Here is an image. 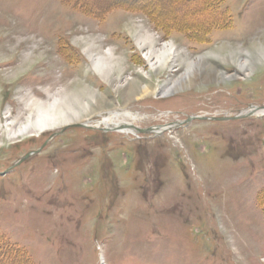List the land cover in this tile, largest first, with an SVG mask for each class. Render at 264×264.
<instances>
[{
    "label": "rangeland",
    "instance_id": "1",
    "mask_svg": "<svg viewBox=\"0 0 264 264\" xmlns=\"http://www.w3.org/2000/svg\"><path fill=\"white\" fill-rule=\"evenodd\" d=\"M203 1H162L160 17L202 34L217 19ZM85 2L100 13L0 0V253L31 264H264V115L194 120L153 141L79 127L8 137L37 101L73 103L84 118L76 124L115 111L143 128L264 106V0H221L226 20L207 36ZM169 43L170 62L152 66L145 54ZM199 58L216 73L166 95ZM143 88L157 95L134 97ZM128 112L135 120L121 118Z\"/></svg>",
    "mask_w": 264,
    "mask_h": 264
},
{
    "label": "bare ground",
    "instance_id": "2",
    "mask_svg": "<svg viewBox=\"0 0 264 264\" xmlns=\"http://www.w3.org/2000/svg\"><path fill=\"white\" fill-rule=\"evenodd\" d=\"M148 39L151 40L153 38L149 37ZM152 50L145 54L146 58L152 63V66H155L157 64L167 66V64L172 59L171 57H173L175 54V51L173 50V46L170 43L164 46L162 53H160L159 55H156V53ZM154 55H156L155 58H153ZM204 61L205 60L203 58H199L197 61L191 62V64L188 65L189 69L186 70V73L183 76H181V79L175 80L173 82L174 86L172 85L171 87L165 88L164 93L166 95H170L173 92H176L178 89L183 88L184 86L191 85L194 79L197 80L199 78L198 76H196V73L199 72L206 74L216 73L211 66L204 65ZM94 64L96 65L97 71L102 76L106 77L108 75L107 71L109 67L105 66L102 60L96 59ZM239 69L241 72L244 73L247 69V64L240 62ZM132 89L133 87L130 88V90L134 91ZM132 94L134 93L132 92ZM151 94H156V93L147 92L145 88H143V90L140 91V93L134 94V97H137L138 95L140 97H144L146 95H151ZM40 102L41 101H37L38 104L36 106V112L33 116H30L25 122H21L16 128L11 129L10 127H8V137L10 139H18L30 135L32 133H36L37 135H40L41 133L47 130H56L65 126L68 127L69 125L76 124L84 120V118L81 116L78 109L75 108L73 103H65V102L62 103L57 100H54L50 102L47 107H44L43 106L44 103H40ZM81 107L88 111L91 109L89 105L87 107L82 105ZM127 114L128 113H125L124 115L127 116ZM119 116L120 114H118L117 112L111 111L108 117L103 118L101 121H99L98 126L101 124L108 126V125H115L121 123L122 121L119 120ZM86 126L89 125L87 124Z\"/></svg>",
    "mask_w": 264,
    "mask_h": 264
},
{
    "label": "trees",
    "instance_id": "3",
    "mask_svg": "<svg viewBox=\"0 0 264 264\" xmlns=\"http://www.w3.org/2000/svg\"><path fill=\"white\" fill-rule=\"evenodd\" d=\"M65 3H74L78 7H80L85 13L92 14L95 11L96 13H100L97 8H95L93 5L88 6L85 2V0H61ZM88 1V0H87ZM110 4L104 7L105 11H109L113 8H123L127 9L129 11H140L142 13H145L148 17H150L151 21L154 23V25L158 29H162L163 31H180L185 32L190 35H208L210 30L215 28L222 27V24H224V21L226 20L227 16H224V14H220V2L221 0H204L203 3L205 4V11H212L217 19L212 20L208 24H205L202 28H200V31H203L202 34L194 33L196 27L192 26L190 23L180 21V23L176 22H169V20H166L162 17H160V11L163 9H167V7L163 6L162 1L167 2L168 7H172L176 4L185 3L187 0H109ZM181 6V5H180ZM95 9V10H94ZM95 15V14H94ZM229 17V16H228ZM167 29V30H166ZM264 204V199H263ZM1 241V240H0ZM0 264H31L29 260L20 252H15L12 254V252L8 253H0Z\"/></svg>",
    "mask_w": 264,
    "mask_h": 264
},
{
    "label": "water",
    "instance_id": "4",
    "mask_svg": "<svg viewBox=\"0 0 264 264\" xmlns=\"http://www.w3.org/2000/svg\"><path fill=\"white\" fill-rule=\"evenodd\" d=\"M258 113H264V107H261V108H259V107H253V109H252L251 111L247 112L246 114L239 115V116L235 117V119H241V118H245V117L253 116V115L258 114ZM221 120H233V119H232V118H228V119H224V118H223V119H221ZM76 126H85V125L75 124V125H71V126H68V127H76ZM36 153H38V152H31V153H29V154L26 155L23 159H21V160L16 164V166L19 165V164H21V163H23V162H24L25 160H27L31 155H34V154H36Z\"/></svg>",
    "mask_w": 264,
    "mask_h": 264
}]
</instances>
